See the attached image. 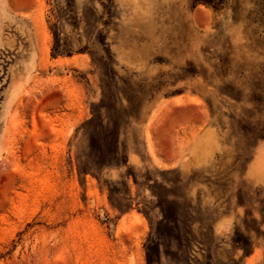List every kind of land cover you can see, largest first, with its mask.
I'll return each instance as SVG.
<instances>
[{
	"label": "rangeland",
	"instance_id": "obj_1",
	"mask_svg": "<svg viewBox=\"0 0 264 264\" xmlns=\"http://www.w3.org/2000/svg\"><path fill=\"white\" fill-rule=\"evenodd\" d=\"M216 3L0 0V264H264V0Z\"/></svg>",
	"mask_w": 264,
	"mask_h": 264
},
{
	"label": "trees",
	"instance_id": "obj_2",
	"mask_svg": "<svg viewBox=\"0 0 264 264\" xmlns=\"http://www.w3.org/2000/svg\"><path fill=\"white\" fill-rule=\"evenodd\" d=\"M216 2H217V0H194L195 4H207V5L213 6L215 9H219L221 7L220 3H222V2H220L218 4Z\"/></svg>",
	"mask_w": 264,
	"mask_h": 264
}]
</instances>
